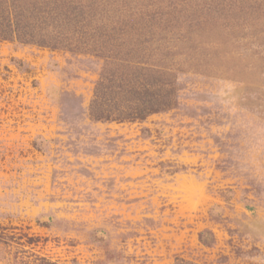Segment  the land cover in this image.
I'll return each instance as SVG.
<instances>
[{"label": "rangeland", "instance_id": "obj_1", "mask_svg": "<svg viewBox=\"0 0 264 264\" xmlns=\"http://www.w3.org/2000/svg\"><path fill=\"white\" fill-rule=\"evenodd\" d=\"M68 1L177 105L94 122L97 51L0 41V264H264V0Z\"/></svg>", "mask_w": 264, "mask_h": 264}, {"label": "trees", "instance_id": "obj_2", "mask_svg": "<svg viewBox=\"0 0 264 264\" xmlns=\"http://www.w3.org/2000/svg\"><path fill=\"white\" fill-rule=\"evenodd\" d=\"M76 9L79 10L77 4L68 0H0V41L73 53L97 51L105 59V66L89 105V117L94 122H143L152 115L174 109L177 88L168 67L156 63L146 66L140 59L132 58L131 63L114 64V52L105 55L107 47L102 48L85 31H75L81 22L76 20ZM72 25L75 30L69 31ZM96 38L102 37L99 34ZM88 46L93 51H88ZM174 172L177 171L169 173ZM198 239L203 246L213 244L208 231L200 232ZM32 264L56 263L40 259ZM175 264L195 263L178 260Z\"/></svg>", "mask_w": 264, "mask_h": 264}]
</instances>
